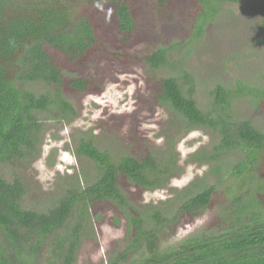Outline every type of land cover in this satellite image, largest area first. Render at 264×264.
I'll use <instances>...</instances> for the list:
<instances>
[{
    "label": "trees",
    "instance_id": "obj_1",
    "mask_svg": "<svg viewBox=\"0 0 264 264\" xmlns=\"http://www.w3.org/2000/svg\"><path fill=\"white\" fill-rule=\"evenodd\" d=\"M236 1L195 0L188 41L215 21L224 3ZM158 2L160 9L165 8L166 0ZM103 3L112 6L117 30L128 42L135 20L125 0H0V164L38 157L43 130L39 112L59 121L74 114L59 92L63 72L53 52L71 62L87 55L98 38L84 10ZM173 48L158 47L140 61L153 71L168 67L174 62ZM179 73L185 90L178 77L166 76L153 98L178 117L183 135L193 130L211 135L209 150L194 154L192 160L210 165L221 160L210 168L213 174H222L220 180L212 184L195 180L164 202L134 204L123 193L120 179L145 191L165 188L180 172L174 145L167 140L160 154L146 150L138 156L113 157L95 147L90 136L81 137L72 153L94 163L93 180L81 186L77 178L44 211L23 208L27 186L21 178L9 182L0 177V264H75L88 208L102 201L126 217L125 243L106 264H264V133L251 120L236 117L231 107L233 99L242 96L252 98L260 109L264 88L233 90L217 84L210 105L202 109L192 97V77L184 70ZM33 82L54 86V99L25 87ZM69 85L83 91L89 83L72 78ZM239 155L228 171L221 170ZM221 182L229 202L217 216L219 221L162 248V240L183 216L195 218L207 210Z\"/></svg>",
    "mask_w": 264,
    "mask_h": 264
},
{
    "label": "rangeland",
    "instance_id": "obj_2",
    "mask_svg": "<svg viewBox=\"0 0 264 264\" xmlns=\"http://www.w3.org/2000/svg\"><path fill=\"white\" fill-rule=\"evenodd\" d=\"M132 6L135 30L123 42L117 30L112 6L108 3L85 8L98 38V44L77 62L53 52L63 72L59 89L74 114L68 120L49 119L39 112L43 130L39 155L24 162L0 164V177L6 181L21 178L27 193L21 205L25 209L45 210L52 200L74 186L93 180L95 165L87 158H77L72 151L79 138L90 136L95 147L111 156H138L146 150L156 154L166 150L167 140L174 145L180 172L163 189L145 191L127 183L119 185L129 202L157 204L171 197L195 180L208 184L219 181L211 165L192 156L208 151L213 144L210 134L193 130L186 135L178 128V117L153 98L159 80L179 76L186 71L193 79L192 97L200 108L211 103L215 85L227 89L251 86L264 88V0H237L224 3L215 21L202 34L188 41L196 15L195 0H166L159 8L158 0H125ZM187 39V41H186ZM180 44V46H176ZM168 67L150 70L140 61L158 47L171 48ZM72 78L85 79L83 91L70 87ZM183 85V80L178 77ZM35 94H48L54 99L55 87L40 82L25 84ZM185 90L186 87L182 86ZM252 98L235 97L232 111L238 118L251 120L264 133V106L256 109ZM47 119V120H44ZM231 158L228 171L239 159ZM224 182L216 185L210 206L199 217L183 216L174 231L161 242V247L175 245L195 232L215 225L218 215L228 204ZM126 217L109 202H97L88 208V220L75 264H106L115 250L125 243Z\"/></svg>",
    "mask_w": 264,
    "mask_h": 264
}]
</instances>
